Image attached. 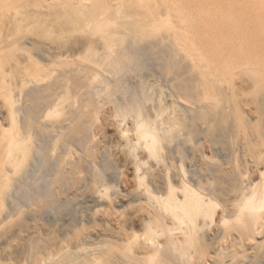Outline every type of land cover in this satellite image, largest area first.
<instances>
[{
    "label": "bare ground",
    "instance_id": "6f19581e",
    "mask_svg": "<svg viewBox=\"0 0 264 264\" xmlns=\"http://www.w3.org/2000/svg\"><path fill=\"white\" fill-rule=\"evenodd\" d=\"M138 1L142 0H0V264L3 259L18 258L21 244L31 237L52 242L59 235L91 264L105 259L104 253L96 255L86 245L81 231L73 229L71 223L77 216L64 225L56 223L53 232L44 236L40 227L28 222L36 215L25 213L22 206L27 204L36 211L53 206L65 174L76 167L63 162L62 142L71 119L63 122L59 117L65 96L60 70L64 66L91 70L119 64L124 56V18L128 16L124 3ZM236 1L240 4L234 10L216 5L218 13H233L234 38L220 27L209 39L227 52L224 62L220 50L215 52L219 55L216 61L227 68L241 64L246 79L208 83L203 55L196 66L188 53H179V58L191 59L193 64L188 82V77L178 76L180 80L168 95L169 104L160 101V88L162 94L158 92L151 117L143 113L136 97L122 111V120L126 116L133 120L131 134L126 127L119 135L139 182L136 197L153 203L148 214L155 228L147 221L137 250L147 262L168 248L174 258L196 259L193 264H264V12L259 5L264 0ZM105 24L115 29L106 30ZM99 27L100 34L94 35ZM178 34L172 35V45L177 42V47L185 35ZM70 55H80V59L71 60ZM184 124L199 134L191 149L198 160L192 163L187 162L189 151H180L189 142ZM224 124L222 145L212 138ZM165 148H169V156L164 159ZM138 149L156 161L155 194L143 185L144 173L139 172L144 162L136 154ZM213 152L220 158V173L229 181L220 192L212 185ZM36 160L52 170L49 186L41 194L30 180L29 168ZM113 187L95 183L90 199L77 203L96 209L104 200L113 204L118 198ZM130 237L137 241V235ZM42 253L39 250L34 259ZM15 264H27L26 258L21 255Z\"/></svg>",
    "mask_w": 264,
    "mask_h": 264
},
{
    "label": "rangeland",
    "instance_id": "374dc122",
    "mask_svg": "<svg viewBox=\"0 0 264 264\" xmlns=\"http://www.w3.org/2000/svg\"><path fill=\"white\" fill-rule=\"evenodd\" d=\"M219 4L234 10L235 5L240 3L236 0H142L132 4L124 3V11L128 16L124 18V56L119 64L95 67L91 70L83 68L76 70L75 66L69 68L64 66L60 70L62 91L65 96L59 117L63 122L68 118L71 119L70 130L67 126L68 133L64 135L62 142L63 162L68 167L73 164L76 167L65 174L62 187L57 189L53 206L40 211L34 210L27 204L22 206L23 209L25 208V213L32 212L36 215L35 220L28 222H34L40 227L44 236L53 232L56 223L64 225L69 222L70 217L77 216V220H73L71 225L77 233L81 231L83 236L85 235L86 245L91 249L94 248L96 255L104 253L105 259L98 261L99 264H193L196 262L194 258L190 260L174 258L168 248L156 254L152 261L147 262L142 259L145 256L137 251L138 243L140 244L144 238L146 224L150 222L155 228V222L148 214L149 211L152 212L150 207L153 203L150 204V200L147 202V199L136 197L139 182L136 180L134 167L128 162V149L119 134L123 128H130H126L127 132L133 129L131 116H126L122 120V111L128 106L132 97L138 99L143 113L151 117L150 112L155 111L154 101L158 100L156 97L160 94L163 93L160 98L158 97L162 99L160 101L169 104L168 95L172 86L180 80L178 76L183 79L188 77L186 82L189 81L192 61L179 58L177 55L179 53H188L196 66L200 65L198 62L202 58L200 54L203 55L202 63H205L204 68L208 72L205 75L208 83L226 84L228 81L240 82L242 78L246 79L247 75L241 71V64L238 66L236 63L232 67L229 65L228 68L223 64L227 60L225 57L227 52L225 50L221 52L218 43H213L209 39V36H215L220 27L226 36L234 38L233 13L229 11L218 13L219 7L216 5ZM259 5L264 12V2H260ZM135 12L138 16L134 15ZM203 19L205 22L202 21ZM102 27L106 30L115 29L111 24ZM99 29L100 27L93 30V34H100ZM180 32L185 35L181 36L182 45L177 47V42L172 45V35ZM223 45L224 43L221 42V46ZM219 50L223 60L220 63L216 61L219 55L214 54ZM68 58L79 60L80 55H70ZM259 59L262 58L259 56ZM226 128L227 124H224L221 131L213 136L212 141L224 145L223 133L226 132ZM183 129L184 132L189 133H187L189 142L187 140V143L180 147V151L184 152L187 149L190 158L187 162L192 163L197 157L191 153V149L198 140L199 134L189 130L186 124ZM130 132L128 134H131ZM168 149L162 151L164 159L169 156ZM141 153V149L136 152L144 162L139 174H142L141 171L144 173L143 185L149 187L148 189L155 194L153 163L155 164L156 161L148 157V153L147 155L146 152ZM210 155L215 159H211L212 185L220 192L229 186V181L220 173L218 154L213 152ZM201 161L204 165L203 159ZM32 166L29 168V173L32 174L30 180L34 181V187L37 186L35 190L41 194L44 188L49 186L52 170L41 165L38 160ZM94 182L114 186L116 190L113 191L118 195L115 203L108 204L104 200L97 209L92 205L89 207L77 203L90 199ZM10 202L12 203V197ZM131 235H137L138 242L134 241ZM60 238L61 235L52 242H45L38 237H31L21 244V254L18 258L3 259L2 262L15 264L22 255L26 258L27 264H66L69 260L72 264H91L80 250L68 247ZM15 244L16 241L11 245ZM41 249H43L42 256L36 261L34 255ZM190 251L192 252L193 249ZM212 264H227V261Z\"/></svg>",
    "mask_w": 264,
    "mask_h": 264
}]
</instances>
